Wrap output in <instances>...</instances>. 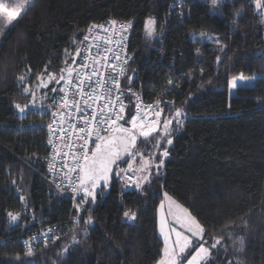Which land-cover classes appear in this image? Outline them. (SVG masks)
Returning <instances> with one entry per match:
<instances>
[{"label": "trees", "instance_id": "obj_1", "mask_svg": "<svg viewBox=\"0 0 264 264\" xmlns=\"http://www.w3.org/2000/svg\"><path fill=\"white\" fill-rule=\"evenodd\" d=\"M149 16L157 21L151 40L144 33ZM108 18L134 21L128 46V69L134 71L128 76L138 75L146 98L164 95L174 102L171 109L161 106L165 116L177 107L185 116L173 144L162 141L170 155L159 175L141 191L113 180L107 195L103 190L87 205L92 223L86 225L89 215L82 213L76 225V209L42 176L57 108L49 97L58 104L59 96L51 88L64 83L37 89L36 77L59 76L89 27ZM192 34L219 38L227 47L220 52L214 41H194ZM241 73L258 78L230 97L228 81ZM21 75L36 91L35 106L24 113L14 107L32 100ZM169 76L178 91L168 90ZM154 143L139 140L137 148L158 156ZM164 193L204 226L205 241L221 239L210 264H264V14L251 0H225L217 8L212 0L30 1L0 39V264H157L164 248L157 218ZM127 210L137 213L134 221L123 216ZM8 211L20 213L18 219L11 221ZM49 229L56 239L29 247V237Z\"/></svg>", "mask_w": 264, "mask_h": 264}, {"label": "snow or ice", "instance_id": "obj_2", "mask_svg": "<svg viewBox=\"0 0 264 264\" xmlns=\"http://www.w3.org/2000/svg\"><path fill=\"white\" fill-rule=\"evenodd\" d=\"M26 2L27 0H20L13 6V11L7 13L6 25L0 27V39L7 35L5 28L10 30L18 21ZM178 2L182 3V0H178ZM227 2L231 3V0H227ZM251 2L257 11L264 14V0H251ZM212 3L213 7L217 8L225 3V0H212ZM235 15L239 16L240 13L237 12ZM108 23L113 26L119 23V29L112 30L111 35L104 40L106 47L103 49L102 55L99 54V51L96 56L92 55V48H98V46L94 43H87L94 38L85 35L81 43L86 46V54L82 52L81 48H76L75 55L71 57L72 65H76L75 67L68 65L66 61V66L61 69L59 78L53 73L47 74V80L44 79V73L36 77L39 81L35 86L37 89H48L52 83L60 85L61 82H64V84L72 86L75 94L79 96V100H73L69 103L67 87L51 88L53 94H63L59 107L65 111L52 113L53 117H60L59 121H54L58 124L56 128H53L52 124L48 125L53 134L59 133V138L65 141L60 146L61 151L57 153V155L62 156L61 168L57 173L61 184H57V187L59 188L63 182H67V188H70L74 194L73 198L80 200V203L75 205L77 211H86L89 202L95 203L97 195L103 190L110 189L113 180L121 181L125 187H134L137 191H141L145 184H150L153 177L159 175L165 158L170 155L168 148L164 146L162 141L166 142L168 146L173 144L172 137L175 131L182 126L181 117L185 116L182 108L178 107L175 108L174 112H170L167 116L164 115L165 108L160 107L161 103L171 109L174 107L173 101L156 99L152 103L143 104L140 97L132 92L130 85L121 88L119 77L123 76L128 81L134 78L133 76H125L126 71H134L126 68L133 56L127 53L125 39V34L133 27L134 21L110 20ZM156 25L157 21L154 17L149 16L145 19L144 33L147 39L156 38ZM94 27L103 29L105 33L110 31L103 28L102 25H95ZM91 30L90 28L89 31ZM192 39L194 41L199 39L201 42L214 41L218 46L220 45V39L212 36L201 35L197 37L192 34ZM226 47V45L219 46V51L224 52ZM196 51L199 54V49ZM65 55H70L67 50H65ZM121 55L124 57L123 60H121ZM81 56L83 59L77 63V57ZM221 59L220 56L216 57L217 62ZM48 67L49 65H45V71ZM100 68L111 69L107 78L100 72ZM28 72H31V68L28 69ZM64 73L67 74V79ZM202 74L203 70H201ZM257 78V74H253L252 77H245L241 73L239 77L231 78L228 84L230 89L235 90L241 83L254 82ZM174 79L175 77L172 76L167 77V83L170 86L168 90L178 91L181 86L173 84ZM192 79L193 77L188 76L187 82L191 83ZM25 80V76L19 77V82L23 84V92L25 94L30 93L32 100L23 106L14 105L20 113L26 112L27 109L36 104V91L24 83ZM86 87L90 91L86 92ZM125 92L131 94L128 97L129 103L125 102ZM190 96L191 93H189ZM132 97L136 99L134 111L130 107ZM49 98L54 100L50 107H57L54 96ZM81 102L83 106H81ZM72 109H75L77 113L76 122L69 123V126L65 128L64 124L73 120ZM65 115H67L68 121L64 120ZM77 123L80 125L79 127L76 126ZM69 131L74 132V140L65 139ZM138 139L142 143L154 141L153 147L161 149L159 155L151 152L146 157L137 148ZM48 143L52 144L53 141L49 140ZM64 147L68 148L67 152L63 151ZM137 157H140L138 167L135 166ZM121 164H127V167H121ZM50 167L52 166L50 165ZM53 171L56 172L55 169ZM13 183L15 184V181ZM164 195L171 201V197H168L167 193ZM20 199L23 201L25 198L21 196ZM160 207L163 209V201ZM177 208L182 209V206L177 205ZM19 215L20 213L6 212V216L11 221H16ZM168 215L174 218V222L179 223V227L170 226L167 218L161 217L159 230L164 236L166 246L163 250L164 256L158 264H210L209 257L212 251L222 244L221 239L213 238L210 242L205 241L204 236L207 233L204 226L195 217L188 214L186 209L173 211L170 207ZM123 216L129 221H134L137 213L127 210ZM76 222L78 223L79 219ZM84 222L86 225L91 224V216ZM42 235L47 234L42 233ZM35 238L38 239L39 237ZM169 240L172 241L171 244L168 243ZM73 242L78 243L75 236H73ZM206 244L208 246H205ZM45 247H47L46 241ZM240 247H243V238H240ZM27 256H32L31 249L28 250Z\"/></svg>", "mask_w": 264, "mask_h": 264}, {"label": "built area", "instance_id": "obj_3", "mask_svg": "<svg viewBox=\"0 0 264 264\" xmlns=\"http://www.w3.org/2000/svg\"><path fill=\"white\" fill-rule=\"evenodd\" d=\"M110 20H116L118 22H126L125 20H121V19L108 18L104 22L92 24L89 27V29L91 28L92 30L89 31V29H88V31L86 33V35L90 36L91 38H94V39H90L87 43H94L95 45L98 46V48L97 47H93L92 48V55L93 56H96L97 53H98V51H99V54L100 55L103 54V49L106 47V45L104 43V40L111 35V31L112 30H118L119 29V23H117L116 25L113 26V25H110L108 23ZM95 25H102L103 28H107L110 31L108 33H105L103 31V29L95 28L94 27ZM132 28L129 29L128 33L125 34L126 50H127L128 55H130V56H131V53L129 51V47L128 46H129V39H130V35H131ZM85 47H86L85 44L80 43L79 48H81L82 52H85ZM85 54H86V52H85ZM82 59H83L82 56L81 57H78V62L77 63H79ZM123 59H124V57H123V55H121V60H123ZM129 62L127 63V66H126L127 69H128ZM110 63H111V61H110ZM100 72H102L104 74L105 78H107L108 74L111 72V69H107L106 70L104 68H100ZM125 76H128V71L125 72ZM131 76L134 77L133 80H131V81L126 80L125 77H123V76L122 77H119L121 88H125L126 86L130 85L131 86V89H132V92L136 93L140 97L141 102L143 104L152 103L156 99H160L161 101H168V100L165 99L164 95L160 96L159 98H154L153 100H150V99L146 98L144 96L142 90H140L139 87L137 86V82H139L138 81L139 80L138 75L137 74H132ZM63 87H67L68 90H69V95L67 97L69 103H71L73 100H79V96H77L75 94V90H74V88H72V86L63 84ZM85 91L88 92V91H90V89L86 87L85 88ZM62 95L63 94H60L59 93V96H58V104H57V108H56V111L55 112L65 111L64 109H62V108L59 107V103H60V99H61V96ZM97 95H99V92H97ZM130 95H131L130 93L125 92V102L126 103H129L128 97ZM135 103H136V99H135V97H132V100L130 102V107L133 108V111L135 110ZM163 105H165V104L164 103H161L160 107L163 106ZM81 106H83L82 102H81ZM90 114L91 113H90V110H89V115ZM71 115L73 117V120L72 121H69L68 123H65L64 124V127L65 128H67L69 126V123H75L76 122L75 121V118L77 116V113H76L75 109H72ZM59 120H60V117L59 116H57V117H53L52 116L49 124H52L53 125V128H56L58 126V124L57 123H54V121H59ZM64 120L65 121H68L67 115H65ZM76 126L79 127L80 125L77 123ZM49 133H50V140H52L53 143L50 144V155H49L48 166H47V169H46L45 173H43L42 176L60 194H62L65 198H67L70 201V203L72 204V206L76 209L75 205L76 204H79L80 203V200L73 198L74 197V194L72 193V191H71L70 188H67V182L65 181V182L62 183L61 187H59V188L57 187V184H61V181H60L59 176L57 175V173L59 172V170L61 168V164H62V156L61 155H57V153L61 151L60 146L65 141L64 140H61L59 138V133L53 134L50 130H49ZM69 138L72 139V140L75 139V135H74V132L73 131L67 132L65 139H69ZM63 151L64 152H67L68 151V148L67 147H64L63 148ZM68 159L70 160V157ZM50 165L52 167H50ZM123 167H127V164L125 166H123ZM53 169H55L56 172H54ZM73 178H75L74 175H73ZM54 180L56 181L55 183L53 182ZM82 213H85V214H88L89 216H91V214H90V212L88 210V206H87V210L86 211H83V210L77 211V215L75 216V224L76 225L79 224V222L77 223L76 221L79 219V217H80V215ZM42 233L47 234V235H42ZM35 237H39V238L36 239ZM52 237H55V239L57 238L55 231L49 232V230H41L40 232H36L31 237H29L27 242L29 244V247L32 248L33 247V243L36 242L37 240H40V239L47 240V239L52 238Z\"/></svg>", "mask_w": 264, "mask_h": 264}, {"label": "rangeland", "instance_id": "obj_4", "mask_svg": "<svg viewBox=\"0 0 264 264\" xmlns=\"http://www.w3.org/2000/svg\"><path fill=\"white\" fill-rule=\"evenodd\" d=\"M30 1L32 0H27V2L25 3V5H27ZM20 0H0V16L2 17H5L3 20H0V27H5L6 25V15L8 12H12L13 11V6L16 4V3H19ZM22 11V10H21ZM2 19V18H0ZM6 31H8V28H5ZM73 67H75V65H72ZM65 75V78L67 79V74L64 73ZM245 77H251V76H245ZM57 78H59V76H57ZM45 80H47V77L45 78ZM64 82H62L63 84ZM252 84V81H249L247 83H241L240 85H250ZM228 93H229V96L232 97L233 95H235L236 93V89L235 90H232L230 89V87L228 88ZM145 155V154H144ZM146 157L149 156V155H145ZM139 164H140V161H139ZM139 164H135V166H139ZM165 194V193H164ZM168 197H171V201H169V199L167 197H165V195L163 196L161 202L163 201V204H164V207L163 209H161L160 205H161V202L158 206V212H157V218H158V231H159V235L160 237L162 238L163 242H164V248H165V239H164V236L163 234L160 232L159 230V224H160V219L161 217H166L167 218V221H168V224L170 226H174V227H179V223L178 222H174V218L172 216H169L168 215V210L169 208L171 207L173 209V211H182V209H186L187 210V213L190 214L192 217H194L190 211L185 207L183 206L181 203H179L178 201H176L172 196H170L168 194ZM177 205L179 206H182V209H178L177 208ZM173 239H174V234H173ZM205 240V238H204ZM171 240L168 241L169 244H171ZM205 246H208L207 244ZM163 248V250H164ZM164 256V251H163V255H162V258ZM161 258V259H162ZM210 258V257H209ZM160 259V260H161ZM159 260V261H160ZM158 261V262H159ZM158 264V263H157Z\"/></svg>", "mask_w": 264, "mask_h": 264}, {"label": "water", "instance_id": "obj_5", "mask_svg": "<svg viewBox=\"0 0 264 264\" xmlns=\"http://www.w3.org/2000/svg\"><path fill=\"white\" fill-rule=\"evenodd\" d=\"M170 112H172V111H170ZM170 112H169V113H170ZM138 143H139V139H138V141H137V146H138ZM109 190H110V189H106V190H104V195H107V194L109 193ZM102 192H103V191H102ZM102 192H101V193H102ZM101 193H100V194H101Z\"/></svg>", "mask_w": 264, "mask_h": 264}]
</instances>
